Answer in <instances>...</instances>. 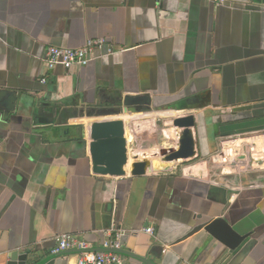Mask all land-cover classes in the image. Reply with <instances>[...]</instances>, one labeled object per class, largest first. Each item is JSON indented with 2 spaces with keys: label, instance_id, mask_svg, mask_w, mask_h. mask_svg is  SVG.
<instances>
[{
  "label": "crops",
  "instance_id": "0c3cea01",
  "mask_svg": "<svg viewBox=\"0 0 264 264\" xmlns=\"http://www.w3.org/2000/svg\"><path fill=\"white\" fill-rule=\"evenodd\" d=\"M223 1L0 0V264L51 255L59 235L102 248L115 230L154 264H264V0ZM94 39L113 53L48 70L49 46ZM126 96L151 111L115 116ZM100 113L129 122L125 176L92 173ZM186 115L196 153L162 169ZM216 218L246 236L235 250L202 229Z\"/></svg>",
  "mask_w": 264,
  "mask_h": 264
},
{
  "label": "water",
  "instance_id": "95a60500",
  "mask_svg": "<svg viewBox=\"0 0 264 264\" xmlns=\"http://www.w3.org/2000/svg\"><path fill=\"white\" fill-rule=\"evenodd\" d=\"M264 2V1H263ZM150 99L147 96H126L120 101V107L116 109L115 116L122 114H141L151 111ZM38 115H42V109ZM109 115L100 113L90 124V143L89 154L91 170L93 174L99 176L122 177L126 175V168L129 163L128 149L126 141V132H128L129 122L122 118H109ZM172 127L177 130V147L162 154L160 158V167L162 169L170 168L171 164L179 160H187L194 157L195 139L193 128L195 127V118L192 115L176 117L171 121ZM150 164L145 161H136L132 164L130 174L132 176H141L146 173V168ZM202 229L218 240L229 250H235L246 238L239 235L224 219L216 218L204 222ZM96 252H114L119 255H127L142 264H154L149 260L140 258L136 255L128 254L122 249H104L101 247L92 249ZM67 254H73V251L52 253L43 255L38 251H32L25 254H18L17 251L10 252L7 255V264H54L57 258Z\"/></svg>",
  "mask_w": 264,
  "mask_h": 264
},
{
  "label": "built area",
  "instance_id": "2783aa9c",
  "mask_svg": "<svg viewBox=\"0 0 264 264\" xmlns=\"http://www.w3.org/2000/svg\"><path fill=\"white\" fill-rule=\"evenodd\" d=\"M159 1V0H158ZM222 5L223 0H215ZM107 47V53H113L112 47L109 46L104 39L87 40L78 48H60L49 46L46 49L44 62L48 70L60 66L65 70L72 67H85L90 61L97 57L96 52H100ZM42 82H45L43 79ZM115 238L104 243V249H119L120 231L115 230ZM143 232L150 235L153 234L152 228L143 229ZM56 247L53 253L73 251L75 256V264H122L121 255L114 252H96L84 241H79L74 237L67 235H59L55 237ZM68 257V256H67Z\"/></svg>",
  "mask_w": 264,
  "mask_h": 264
},
{
  "label": "rangeland",
  "instance_id": "374dc122",
  "mask_svg": "<svg viewBox=\"0 0 264 264\" xmlns=\"http://www.w3.org/2000/svg\"><path fill=\"white\" fill-rule=\"evenodd\" d=\"M159 125L161 124L160 122L158 123ZM141 133V131L139 132V134ZM143 134V133H142ZM182 160H179L178 162H181Z\"/></svg>",
  "mask_w": 264,
  "mask_h": 264
}]
</instances>
